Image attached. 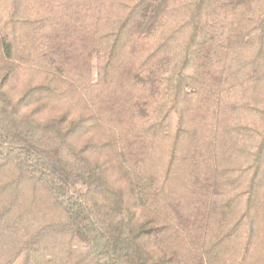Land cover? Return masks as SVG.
<instances>
[{"label":"trees","instance_id":"16d2710c","mask_svg":"<svg viewBox=\"0 0 264 264\" xmlns=\"http://www.w3.org/2000/svg\"><path fill=\"white\" fill-rule=\"evenodd\" d=\"M0 264H264V0H0Z\"/></svg>","mask_w":264,"mask_h":264}]
</instances>
